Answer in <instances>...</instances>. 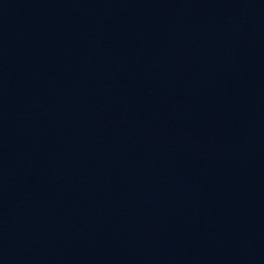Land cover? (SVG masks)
Instances as JSON below:
<instances>
[{
    "label": "water",
    "instance_id": "obj_1",
    "mask_svg": "<svg viewBox=\"0 0 264 264\" xmlns=\"http://www.w3.org/2000/svg\"><path fill=\"white\" fill-rule=\"evenodd\" d=\"M0 264H264V0H0Z\"/></svg>",
    "mask_w": 264,
    "mask_h": 264
}]
</instances>
